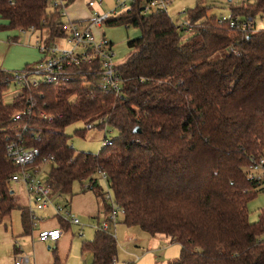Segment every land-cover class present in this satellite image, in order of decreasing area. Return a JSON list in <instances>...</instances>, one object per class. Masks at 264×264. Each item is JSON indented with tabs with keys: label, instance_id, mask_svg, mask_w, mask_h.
Listing matches in <instances>:
<instances>
[{
	"label": "trees",
	"instance_id": "1",
	"mask_svg": "<svg viewBox=\"0 0 264 264\" xmlns=\"http://www.w3.org/2000/svg\"><path fill=\"white\" fill-rule=\"evenodd\" d=\"M62 1L67 8L75 0ZM61 10L50 0H0L7 22L0 30L33 28L51 44L66 35ZM208 10L200 2L186 10L187 35L168 15L143 16L136 6L106 21L141 31L128 43L136 52L117 67L118 92L90 74L23 89L6 102L12 73L0 69V222L18 207L9 179L20 168L7 156V145L17 142L53 157V164L39 160L32 171L44 174L47 166L45 184L54 194L72 197L75 184L88 183L104 211L97 176L105 173L124 209L123 224L180 246V256L167 264H264V213L257 222L248 215L263 188L247 177L249 165L264 157V29L229 28L234 19L263 20L264 0L231 5L226 20ZM29 97L36 107L14 121ZM77 122L117 135L105 137L110 144L97 154H75L63 131ZM81 250L92 255L90 264H113L116 238L96 230Z\"/></svg>",
	"mask_w": 264,
	"mask_h": 264
},
{
	"label": "built area",
	"instance_id": "2",
	"mask_svg": "<svg viewBox=\"0 0 264 264\" xmlns=\"http://www.w3.org/2000/svg\"><path fill=\"white\" fill-rule=\"evenodd\" d=\"M173 0H122L115 3V7L110 10H103V1L88 0L87 5L93 10L92 16L84 20V23H76L68 18L66 8L62 0H50L52 8L62 7L61 16L67 17L65 22L66 35L54 43L48 44L45 40L37 36L34 43L38 50L40 59L35 64L24 68L21 72L12 73L11 86L16 87L14 96L18 95L23 89L36 88L40 84L65 83L71 79H86L92 75L94 81L102 83L101 86L108 90L118 92L120 79L117 74V67L113 62V45L104 37L96 36L95 29H101L102 25L110 20L119 17L137 7L139 14L148 15H168V7ZM186 13L182 12L179 15ZM261 27H257L256 20L251 17L234 19L229 21V28L242 33L264 29V19L260 21ZM187 35L191 32V27L185 20L182 26ZM22 33L35 34V30H19ZM59 42H65L68 46L62 47ZM86 67L87 70H82ZM28 106L22 112H15L14 121H19L24 116H29L32 109L36 107V101L28 98ZM40 117L51 120L43 112H38ZM99 119L97 123H102ZM95 123L86 125V131L93 129ZM106 134V128H103ZM110 142L104 139V145ZM7 156L17 165L20 170L17 174L10 177L9 183L21 184L27 195L28 207L26 213L31 221L33 228L42 223L45 219L41 216L44 210L52 209L55 216L62 218L69 226H77L78 231L75 236L80 239L85 237L83 232L85 224L75 216L69 208L70 197L54 194L52 190L39 180L32 169L35 164L42 160L46 165L53 164V157L41 158L40 152L35 148L24 149L17 142H11L7 145ZM98 179L103 188L101 200L107 205V210H102L98 214L97 222L92 224V228L103 233L113 234L110 229L114 228L124 215V209L115 201L110 187L107 183L105 173L98 172ZM247 177L252 181L259 182L260 188L264 191V157L254 160L247 168ZM82 191H91L88 183L82 185ZM33 206V208H32ZM62 236V230L57 229H39L36 239L41 243H56ZM27 257H16L14 264H28ZM115 263V260L113 261Z\"/></svg>",
	"mask_w": 264,
	"mask_h": 264
},
{
	"label": "rangeland",
	"instance_id": "3",
	"mask_svg": "<svg viewBox=\"0 0 264 264\" xmlns=\"http://www.w3.org/2000/svg\"><path fill=\"white\" fill-rule=\"evenodd\" d=\"M103 1V10H110L115 7V3L119 0H101ZM122 1V0H120ZM251 1V0H250ZM63 5H65V2ZM88 0H75L73 3L69 4L66 8L68 18L71 21L76 23H84V20H87L92 16L93 10L87 5ZM200 2L203 7L209 8L208 15L209 16H217L220 19H228L230 17V7L231 5H236L238 3L244 2V0H173L170 6L168 7V16L173 21L176 26H182L186 19V13L179 15V13L185 12L188 9H192L196 6V4ZM231 2V4H230ZM230 4V5H229ZM62 22H67V17L63 16L61 18ZM261 20L256 19L257 27H261ZM11 39H19L16 42H19V45L22 47H30L35 50L36 60L33 62L35 64L40 59L39 52L36 48L32 47L33 43L39 38H35L31 36L29 33H22L19 30H7ZM94 32L96 36L104 35V37L113 45L114 58L113 62L116 65H122L126 62V60L136 52V50L132 47L128 46V43L138 39L141 36V31L139 28L134 27H126L123 25H112L109 26L107 24H103L101 29H95ZM37 36L40 34L36 33ZM46 32H43V38L45 37ZM62 47H68L65 42H59ZM1 54V49H0ZM225 51H221L213 56L212 59L219 58ZM25 67V66H24ZM21 70H8L11 73L21 72ZM97 85L101 86L102 83L94 82ZM85 85H94V84H85ZM14 86H10L9 91L7 93L6 102H9L11 98L14 96L15 92ZM86 128L83 122H77L70 126H68L63 133L69 137L68 144L72 146L75 151V154L79 153H92L97 154L102 147L104 146V139L107 138H115L117 133L115 131H111L110 129H106V134L103 129L99 127H93L91 130H87L83 136L75 134L76 130H82ZM47 166H44L43 173L47 171ZM40 174L38 176L39 180L45 182L46 175ZM11 192L14 196L19 199L20 207H28L27 195L24 187L21 184L13 183L10 184ZM91 191H82L81 187L77 184L73 187V196H78L82 194H89ZM18 208V207H17ZM15 208L12 211V215L16 214L19 210ZM33 208V206H32ZM264 213V191H260L256 197L250 201L248 204V215L249 220L251 222H257L259 220L260 215ZM122 218H120L121 220ZM89 224V223H88ZM85 229L86 234L80 242L90 241L93 239L95 230L92 228V224L88 225ZM7 230L10 232L14 230L11 227V216L8 218H4L0 222V241H4L5 238L3 236V231ZM15 231V230H14ZM110 231L113 232V235L116 238L117 244V254H116V262L113 264H125L127 262L134 264H167L170 261L177 259L180 256V246L171 241L170 238L151 234L143 231L139 227L132 226L128 227L122 222H118L116 224V228L112 227ZM17 237L14 236L12 244L17 247L15 241H17ZM76 242H78L76 240ZM11 244V245H12ZM82 261L84 264H90L92 256L90 253H86L81 255Z\"/></svg>",
	"mask_w": 264,
	"mask_h": 264
},
{
	"label": "crops",
	"instance_id": "4",
	"mask_svg": "<svg viewBox=\"0 0 264 264\" xmlns=\"http://www.w3.org/2000/svg\"><path fill=\"white\" fill-rule=\"evenodd\" d=\"M6 23L0 18V25ZM31 36L37 37L36 33ZM17 40L19 41V39H11L7 30H0V69L5 71L21 70L36 60L35 50L30 47H22L19 42H16ZM32 45L35 48L34 43ZM88 193L72 196L69 200L71 212L86 225L83 230L84 234H86L85 229L90 227L88 225L93 224L95 217L103 210L94 193L92 191ZM14 198L18 206L17 209H19L16 214L12 215L11 213L10 215L11 227L15 231H3L5 240L0 241V264H14L16 257H27L28 264H84L81 255L86 253L81 250L83 242H80L81 239L75 236L78 231L77 226H69L62 218L55 216L52 209H47L41 213L45 220L33 228L25 211L26 207H20L19 199L16 196ZM120 222L122 221L120 220ZM57 228L62 230V236L58 242L41 243L37 241L36 236L39 229ZM115 228L116 226L114 230ZM14 236L18 238L14 243L17 247L12 244ZM125 264L134 263L127 262Z\"/></svg>",
	"mask_w": 264,
	"mask_h": 264
},
{
	"label": "water",
	"instance_id": "5",
	"mask_svg": "<svg viewBox=\"0 0 264 264\" xmlns=\"http://www.w3.org/2000/svg\"><path fill=\"white\" fill-rule=\"evenodd\" d=\"M134 132H139V130L138 129H135V131Z\"/></svg>",
	"mask_w": 264,
	"mask_h": 264
}]
</instances>
